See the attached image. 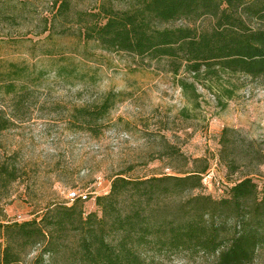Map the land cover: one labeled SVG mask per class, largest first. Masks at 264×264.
Returning a JSON list of instances; mask_svg holds the SVG:
<instances>
[{"label":"trees","instance_id":"1","mask_svg":"<svg viewBox=\"0 0 264 264\" xmlns=\"http://www.w3.org/2000/svg\"><path fill=\"white\" fill-rule=\"evenodd\" d=\"M13 1L0 0V23L16 22ZM82 1L50 0L52 11L43 15L39 33L91 40L147 65L162 63L174 76L186 72L194 82L179 84L192 100L198 98L195 82L219 84L220 94L231 98L233 89L222 82L233 85L234 75L264 77V0H96L81 10ZM1 62L0 134L23 119L43 74L24 63ZM115 97L108 92L74 108L69 126L100 134ZM206 169L146 178L119 173L106 194L94 196L93 211L79 197L70 205L48 204L38 219L0 221V264H22L33 249L38 252L29 264H155L174 256L264 264V186L246 176L214 198L202 191ZM18 177L11 155L0 163V191L7 194Z\"/></svg>","mask_w":264,"mask_h":264},{"label":"rangeland","instance_id":"2","mask_svg":"<svg viewBox=\"0 0 264 264\" xmlns=\"http://www.w3.org/2000/svg\"><path fill=\"white\" fill-rule=\"evenodd\" d=\"M13 3L16 22L0 23V71L6 67L1 61H13L43 74L23 119L0 134V163L12 155L19 174L7 194L0 191V221L38 219L50 203L70 205L72 191L83 194L84 209L93 211L94 196L106 194L119 173L146 178L207 165L202 191L214 198L246 176L262 189L264 77L234 75L233 85L222 82L233 89L231 98L220 94L219 84L195 82L198 98L192 100L179 84L194 82L190 74L174 76L162 63L149 66L146 59L101 50L81 37L40 34L50 0ZM108 92L116 93L115 104L100 134L69 126L74 108ZM37 252L31 250L22 264ZM155 264L206 263L174 256Z\"/></svg>","mask_w":264,"mask_h":264},{"label":"built area","instance_id":"3","mask_svg":"<svg viewBox=\"0 0 264 264\" xmlns=\"http://www.w3.org/2000/svg\"><path fill=\"white\" fill-rule=\"evenodd\" d=\"M79 197H84L83 196V194H81V193H77L76 191H72L71 193H70V199H76V198H79Z\"/></svg>","mask_w":264,"mask_h":264}]
</instances>
